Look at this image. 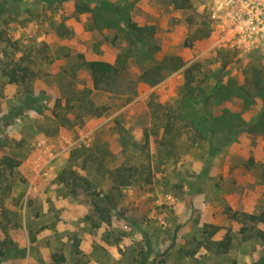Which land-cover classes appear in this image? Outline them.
Listing matches in <instances>:
<instances>
[{
  "label": "rangeland",
  "instance_id": "rangeland-1",
  "mask_svg": "<svg viewBox=\"0 0 264 264\" xmlns=\"http://www.w3.org/2000/svg\"><path fill=\"white\" fill-rule=\"evenodd\" d=\"M175 2L0 0V264H264V0Z\"/></svg>",
  "mask_w": 264,
  "mask_h": 264
},
{
  "label": "trees",
  "instance_id": "trees-1",
  "mask_svg": "<svg viewBox=\"0 0 264 264\" xmlns=\"http://www.w3.org/2000/svg\"><path fill=\"white\" fill-rule=\"evenodd\" d=\"M183 2L181 4H178L175 2L177 8H185L190 0H182ZM128 29L137 37H145L146 35L150 33H154V27H141L138 26L135 22L129 20L127 22ZM87 66L90 70L93 84L95 89H99L100 86L105 82V80L112 75L117 74L118 70L117 68L108 62L105 61H90L87 63ZM188 72H187V78H188ZM12 82L17 83L19 80L16 77V73H13L12 75ZM192 79L189 77L187 79L186 86L189 88V93L193 95L194 91L191 88L192 86ZM20 163L13 159L12 157L5 156L0 160V185H1V177L4 175L5 170H9L10 172H13ZM60 180L67 184L69 187V191L73 195H79V194H87L91 195V182L81 175L77 174L73 170H64L63 173L60 175ZM93 195V194H92ZM3 194H0V205H2ZM95 210L107 221L109 222L110 216H109V210L105 208V206L102 203V200L99 199L98 195H95L94 201H93ZM230 217L233 220L242 222L245 227L242 228L243 232H247L248 230H254L259 225H264V212H262L259 215H251V214H243V213H231L229 214ZM256 237L261 241L263 246V255H264V230H257L256 231ZM232 244V238L230 235H227L224 239V241L219 243V248L223 251H228ZM63 261V258H61Z\"/></svg>",
  "mask_w": 264,
  "mask_h": 264
}]
</instances>
